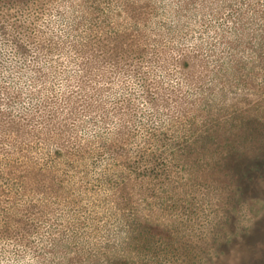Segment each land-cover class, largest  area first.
I'll use <instances>...</instances> for the list:
<instances>
[{
	"label": "rangeland",
	"instance_id": "1",
	"mask_svg": "<svg viewBox=\"0 0 264 264\" xmlns=\"http://www.w3.org/2000/svg\"><path fill=\"white\" fill-rule=\"evenodd\" d=\"M0 264H264V0H0Z\"/></svg>",
	"mask_w": 264,
	"mask_h": 264
},
{
	"label": "trees",
	"instance_id": "2",
	"mask_svg": "<svg viewBox=\"0 0 264 264\" xmlns=\"http://www.w3.org/2000/svg\"><path fill=\"white\" fill-rule=\"evenodd\" d=\"M258 1L260 0H256V2ZM125 5L129 6V3L125 2ZM187 9H189V6L176 11L178 14L184 15L182 10ZM155 11L157 10H154V12ZM90 13L92 15V12ZM151 13L152 12L149 10L133 11L132 9L127 7L124 8L123 12H121L119 15L122 16L124 14V20H129L137 24L139 22L147 23L148 20H150ZM74 23L75 24L73 26V30L76 31L78 30L80 23L77 21H75ZM68 33H70V31H68ZM141 36V32H138V30H136V32H131V30H128V28H125L123 30L116 29L114 36L107 35L106 42L108 43V47L106 49H104V46L106 44H102L105 42L101 41V43H99L97 47L94 46L96 45L94 41L89 42V40H76L71 42L70 48L72 54L74 55L71 63L77 66L79 76L78 80L82 82L84 88L86 86L85 79L89 80L92 77H95L96 74H104L108 72L109 69H113L114 72L121 77L139 76V78H141L143 82V93L146 96H149L153 92V90L152 80L150 79L148 71V64L144 60L145 54L141 56L142 58L138 55L140 53L142 55L146 51V48H144V42L140 41ZM103 40H105V38H103ZM118 46L126 47L124 53L129 54V59L116 57L119 53L118 51H116ZM102 52H104L103 55H101ZM105 54L111 56V60L108 59L105 64H102L104 62L103 59L105 58ZM130 58L133 60L129 61ZM84 88L81 87V89ZM66 97L70 99L71 95H68Z\"/></svg>",
	"mask_w": 264,
	"mask_h": 264
}]
</instances>
